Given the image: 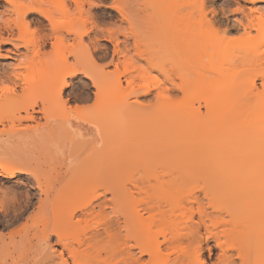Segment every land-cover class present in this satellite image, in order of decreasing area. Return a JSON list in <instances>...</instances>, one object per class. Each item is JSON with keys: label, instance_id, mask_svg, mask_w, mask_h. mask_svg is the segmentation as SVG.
<instances>
[{"label": "bare ground", "instance_id": "bare-ground-1", "mask_svg": "<svg viewBox=\"0 0 264 264\" xmlns=\"http://www.w3.org/2000/svg\"><path fill=\"white\" fill-rule=\"evenodd\" d=\"M246 1L252 4L264 3V0ZM1 2L6 4V10L4 14L0 15V28L5 30L8 33L7 36L9 35L10 37L4 38L5 36L0 35V52L2 45H12L17 50L20 48L24 49V52L19 54L21 56L18 55L21 60L18 59L19 61L17 62L19 63L15 65L16 68L12 71L13 73H9L12 75L10 80H14V83L8 80L9 75L6 80L14 85V87H12L13 85L9 87L14 89L10 94H14L15 97L19 87V89L23 90L22 96H18L20 99L18 98L17 101L20 104L21 113H24L25 116L19 115L18 117V115L14 114L15 112H12L14 111V102L16 100L13 101V104L10 100L11 98L9 99L11 105L8 104L9 102L6 107L3 105L8 108V111L3 106L0 107V116L2 115L0 117L2 120H0L4 122L6 118L5 121L9 123L8 129L6 128V130L4 127L3 129L10 133L6 136H0V170L11 174L6 179H14L19 176L24 177L29 182L31 181L38 192L36 194L41 198L39 202L34 203L36 194L27 193L22 195L24 197H22L23 201L18 206H15L16 204L13 205L15 206L13 208L14 216L10 224H15L17 220L21 222V218L27 217L25 212H27V215L30 213L29 209L37 210L32 225L33 228L36 226L40 227L38 232L41 231L43 234V237L34 243L31 240L25 242L23 240L24 244L22 245L21 242L15 241L12 244V248L19 253L12 263L50 264L54 259L50 247H57L60 251L67 253L66 258L72 260L74 264H130L131 261L136 259L133 253L137 251L141 252V259L147 256L152 261V264H192V262L195 264L197 258L203 259L204 253L208 252L209 249L218 254L217 258L222 264H235L236 261H239L240 264H264V156H244L242 149L236 150L237 152H230L225 146L224 137L225 127H264V113L262 109V113L259 110L260 112H251L252 114L249 115L250 111L247 107L245 108L246 110L241 108L235 114L237 115L235 122H227L229 112L225 110L227 93L223 83L224 74L220 68L221 66L218 68L220 64H217L218 66L214 65L221 58L219 56L221 45L218 41V35L213 34L214 37H212L210 35L212 33L209 32L214 30L215 23L207 18V0L112 1L114 2L111 5L112 9L119 13L123 22L127 21L131 26L133 23L130 20L133 17L136 19L133 20L138 22V24L139 21L145 20L146 23H144L145 21L141 23H144L142 25H146L148 28H150L148 24H151V22L155 21L154 25L156 21L164 22L168 18L172 20L175 18V21L168 19V22L169 25L171 24L170 21L174 22L175 28L179 27L177 28V34L176 31L172 33L176 35H171L174 38L172 37L173 41H170L177 47L172 45L174 47L172 48L168 41L160 44L158 43L160 40H157L155 43H158V46L161 45V48L156 45L159 51L155 48L154 52L153 46L152 54L162 51L160 49H166L168 45L171 47V49L167 47L169 51L178 49L175 51H178L181 57L185 55V59L193 54L192 57L196 58L194 61L199 62V66L202 64L200 69L207 71L209 66L215 67L214 73L216 75L214 80L208 81V87L205 90L201 88L204 79L200 73H198L200 74L198 76L202 79H199V84L195 87H191V85L186 83L177 85L176 82H169L170 87H168L164 95L157 93L155 95L156 101H160L156 102V104H159V107L161 106L155 113L152 111L153 105L150 106L151 104L148 105L150 106L149 108L147 105L145 107L144 105L141 106L136 101V105L130 106L127 105L129 102L121 100L123 98L118 99L117 102L122 101L121 103L124 102V104L126 102L125 105L130 106L128 110H131L132 107L136 108V110L138 109V112H141V116H145L147 110L150 109L146 116L150 120L154 119V124H157V126L155 125L156 127L152 125L153 129L151 127L149 129L152 131L150 133L154 138L152 139L154 142L152 141L149 144V148L147 147L148 144L144 143L146 150L144 149L145 153L142 151L146 154L151 150L150 153H153V155L150 156V153H148L149 156H143L144 154L140 153L143 150L141 148L143 143L142 146L136 143L139 148L131 143L135 150L138 151L139 149L140 151H138V154L137 151V153L134 152V148H132L134 153L131 149L127 150H131V154L139 155L133 157L134 155L132 154L134 159L130 155L128 162L126 160H114L112 158L114 153L111 156L113 145L111 142L114 138L111 132L115 130V136L119 130H123L118 127H112V125L114 126L117 123L116 120L121 121L120 118L123 115L121 112V116H119L120 114L118 115L119 118H114L120 109L118 112L115 111L116 114H113V108L109 107V105L113 104L112 106H114L117 104L113 98L116 91H118L117 89H119L117 84L112 82L110 77L100 75L98 76L99 88L95 89L96 92L94 93L96 96L97 92H99L97 100L103 104L102 109L106 110V112L102 110L104 117L107 118L105 120L108 123L111 121L114 123H109L110 127H103L97 117L96 119L91 117L89 114L91 111L87 112L89 109L87 110V108L82 106L73 108L69 104L70 100L65 99V92L73 86L72 82L74 80H78L79 77L89 79V77L83 75V72L88 70L89 64L86 54L83 53L77 64L66 63L65 61L72 60V56L69 54L74 51L72 48L64 47L67 35L62 34V28L58 23L53 25L40 12L34 11L35 8H41L43 11L52 12L53 10L47 7L52 0H10V2L9 0H0ZM65 2L70 5L78 2L81 7H86L85 17L89 22L85 27L87 35L95 37L92 42V47L95 48L97 44H100V37L104 40L107 35H104L105 33L100 35V32H96L97 28L93 20L92 13L99 7V2L97 0H65ZM128 5H130V8L136 7L133 10V12L135 11L133 17L130 14L128 15L129 12L126 11L128 10V8L126 9ZM131 5L133 6L131 7ZM137 7L139 8L137 9ZM213 10L214 15L218 14L215 9ZM259 10L256 9V12L259 13ZM137 11L141 18L142 15L140 14H144V19H137ZM222 12V20H224L227 30L232 29L233 25H242V22L239 21L238 23V21L230 20L229 17H226L224 10ZM249 12L251 13L250 15ZM249 12L246 14L245 11L242 14L249 20L251 26L255 22H260L252 17L253 9ZM17 18H19V27ZM32 24L36 26L34 33L30 31V25ZM153 25L151 24V28ZM131 28L133 29V27ZM21 29L25 37L23 40L18 39L21 35ZM217 31L214 30L213 33ZM16 34L17 37H15ZM53 36H59L56 49L51 48ZM107 36L111 39L115 35L109 33ZM17 41L19 44H17ZM263 42L264 34H261L257 44L260 45ZM37 48L40 51L39 56L35 54ZM254 50L255 55L256 49L254 48ZM209 51L211 52L209 53ZM158 52L157 54L160 56L158 60H160L163 56H161V52ZM255 56V61L259 62L256 63L257 65L264 64V57L259 54ZM184 58L183 62H185ZM155 59L157 60V58ZM156 60L153 61L155 62L154 64L149 63L153 67L155 66L157 70H161L162 72L160 73L164 72L163 75L170 79L171 74L166 76L167 71H164L167 63L161 64L162 59L160 62ZM188 60L190 61V58ZM186 63H184V67L179 65V71L182 70L179 73L184 74H181L180 78L182 77L184 82L188 81L185 79H188L193 74L190 70L194 71L190 69L189 63L187 69ZM36 66L39 67L40 78H43V83L40 82V85L34 88L36 84L34 85L35 80L31 70ZM184 71L188 72L184 73ZM176 72L178 73V71ZM260 72L259 75L261 74ZM167 73L169 74V71ZM186 73L191 74L188 76ZM25 75L30 76L29 79H32V84L28 85L27 80L24 79ZM261 77L264 82L263 71ZM173 80L175 81V79ZM29 86L38 89L35 91L37 96L35 94L30 95L35 98H42L39 104H44L43 109L40 106L41 110L36 111L37 102H28V99H30L27 98L30 96L27 94ZM44 88L46 89L45 99H43L45 95L37 94V92L40 94V91L44 90ZM5 89L3 88L2 91ZM177 91H182L187 97L193 95L192 106L182 110L177 108L180 111L174 112L177 105H175L176 102L173 99H175L174 93ZM140 92L145 95L152 93V91ZM111 93L114 94L112 97ZM2 95L5 96V94ZM14 95L12 96L14 97ZM2 99L1 101L3 102L4 98ZM2 102L0 103L3 104ZM51 102L54 103V106L51 105ZM195 102L198 103V108L194 106ZM45 103L50 105V108L46 109ZM56 103L63 105L65 108L61 111L52 112L54 107L57 106ZM162 103L166 104V108L161 105ZM203 103L208 109V117L203 116L201 113L200 108ZM9 105L10 108L8 107ZM2 108L5 112L1 110ZM163 108L169 110L165 111ZM129 112L132 114L133 111ZM10 113L12 115L11 118ZM39 113L46 118L47 126L53 125V127L41 126L40 123H37V126L33 125V123L38 122L39 116L37 114ZM139 113L136 112L135 114L138 115ZM135 114L134 116L136 117ZM154 114L157 117H153ZM145 117L143 120L147 122L149 119L148 117L145 119ZM59 120L67 124L66 131L63 126L61 127V129L64 128V131H62L65 134L58 130L61 125L58 122ZM5 124L7 125L6 122ZM180 127H192V129L196 127L194 130L197 133L193 131V134H198V142L189 138L193 134L191 133V136H188L189 133L186 134L188 130L185 133L183 131V134H181ZM184 134L188 136L189 141L193 140L195 144L192 141L190 143L186 140L187 138L184 139ZM247 136L246 134L242 137L246 140ZM131 144L130 147H132ZM192 144L194 145L192 146ZM116 146L118 147L119 145ZM117 147L114 148L118 149L119 147ZM122 150L124 152V149ZM84 154H87V157L84 156L82 158ZM117 156L122 159L121 155ZM52 169H59L63 172L50 175L49 173ZM70 174L72 175L69 176ZM67 188L69 192L66 191ZM72 188V191L75 189L72 195H76L74 196L75 199L70 196ZM101 188L109 196L107 200L97 195L98 190ZM65 191L67 196H65ZM56 192V198L52 200L51 196ZM68 196L72 199H66ZM12 197L14 196L12 195ZM63 198L65 199L63 200ZM15 200L16 198H14ZM17 200L20 199L18 198ZM72 200H76L75 207H72L74 204ZM70 201L73 203H70ZM63 206L66 209L69 208V210H66ZM82 213L83 216L81 215ZM109 213H111V217L108 216ZM197 217H199V220H197ZM96 218L104 219L108 223L115 219V225L111 230L102 232L101 228L103 225L100 227L92 226L93 220ZM74 221L79 222L76 223ZM25 223L26 221L19 229L24 227ZM19 229L17 228L16 231L12 232V238ZM1 230L3 232V229ZM52 238L60 241V243L53 241L54 243L51 244ZM158 238H162L164 243H157ZM129 239H134L140 247L138 249H128L126 244ZM8 246L6 239L0 236V264H6L3 260V254L8 250ZM219 253H223V255H219ZM208 259H212L211 254H208Z\"/></svg>", "mask_w": 264, "mask_h": 264}, {"label": "rangeland", "instance_id": "rangeland-1", "mask_svg": "<svg viewBox=\"0 0 264 264\" xmlns=\"http://www.w3.org/2000/svg\"><path fill=\"white\" fill-rule=\"evenodd\" d=\"M112 1H114V0H97V2H99V7L98 8H96L94 11H93V17L95 18H93V20H94V22H95V26H96V28H98L101 24H103V26L104 27H106V28H111V30L110 31H108V32H104V31H96L97 33H99L100 32V35L103 33H105L104 35H108L109 33H112V34H114L115 36L114 37H119L120 38V41H121V47H122V50L123 51H127L129 48H131L133 51H137V52H139V54H140V56L142 57V58H144V60H145V62L146 63H149V62H151V63H155V62H153L154 60H156L155 58H157V60H158V57H160V56H158V54H157V52L159 51V49L157 48V46H158V43H167V41H168V43L169 44H171L170 46H174V47H177V45H175L174 43H171L170 41L172 40L173 41V39H171L173 36H175L176 34H177V28H179V27H176L175 28V23L174 22H171L170 20H172V19H170V18H168V19H170L169 21H170V25H169V22H168V19H166L165 21L167 22H163V21H161V22H157L156 21V23L153 25V23L155 22H151V24L153 25V27L151 28V24H148L149 26H150V28H148L146 25V27L145 26H143L144 25V23H146V21L144 22L143 20V22L144 23H141L139 20L140 19H144V17H143V15L144 14H142L141 12H139V13H141L140 15H142V18L139 16V14H138V11H137V14H138V17H137V19L138 18H140L139 20H137V21H139V24H138V22H136V21H134V20H136V19H134V15L133 14H135L134 12H133V10H134V7L136 6L135 4H133V5H135L133 8H130V5H128V7H126V9L128 8V10H126L127 12H129L128 13V15L130 14V16H132L133 17V19L132 20H130L133 24H132V26L131 25H129L128 23H127V21H124L123 22V19H121V16L119 15V13L117 12V11H115V10H113L112 9V4L114 3V2H112ZM116 1V0H115ZM248 1H250V0H248ZM133 5H131V7L133 6ZM207 8H208V14H207V18H208V20H211L212 22H214L215 24H214V30L215 31H217L218 32V34H217V32H215V33H213V31L214 30H211V31H209V32H211L212 34H210V35H212V37H214L213 36V34H215L216 36L218 35V41H219V43H220V45H221V52L219 51V56L221 57L220 58V60L219 61H216V62H218V63H216L215 62V64L214 65H217L218 66V68L220 67L222 70H223V74L225 75H223V79H224V81H223V83H224V86H225V90H226V103H225V110L227 111V112H229V114H228V117H227V122H235V120H236V118H237V115H235V114H237V112L239 111V109H241V108H243V109H245L246 107L248 108V110L250 111L249 112V115L250 114H252L253 112H260L262 109V111H263V113H264V82H263V79H262V77H261V74H262V71L264 72V64H262V65H257L256 63H259V62H257V61H255V55H261L262 57H264V46H262V44H264V42L262 43V44H260V45H258L257 44V40H258V38H259V36L261 35V34H264V33H257L256 34V39H254V40H248L247 39V35L248 34H250V33H252L253 32V30H254V28H256V27H259L260 26V22H255L252 26L250 25V23H249V20L246 18V17H244L243 16V14L242 13H235V11H233V9H234V7H236V6H239V7H241V8H243V9H245L246 10V14L251 10V9H253V7H255V10L256 9H261V8H264V3H255V4H252V3H250V2H248L247 3V1L245 2V0H207ZM136 8V7H135ZM139 7H137V9H138ZM137 9H135V10H137ZM213 9H215L217 12H218V14L216 13V15H214L213 14V12H214V10ZM5 10H6V4L4 3V2H1L0 3V15H2V14H4V12H5ZM132 12H130V11ZM225 11L226 12V17H229V19L230 20H235V21H238V23H239V21L240 22H242V25H233V28L232 29H228L227 30V26L225 25V23H224V20H222L223 18V16H222V11ZM213 11V12H212ZM132 14V15H131ZM242 14V15H241ZM251 13L249 12V15H250ZM258 14V13H257ZM214 16H216V17H214ZM252 17H253V14H252ZM136 18V17H135ZM171 18H173V17H171ZM254 18V17H253ZM129 19H130V17H129ZM174 20H172V21H175V18H173ZM157 20V19H156ZM160 20V19H159ZM130 23V22H129ZM174 23V24H173ZM128 24V25H127ZM137 24H138V26H137ZM143 24V25H142ZM224 24V25H223ZM237 24V23H236ZM33 25V26H32ZM32 25H30V31H32L33 32V30L35 31L36 30V26L34 25V24H32ZM142 25V26H141ZM98 26V27H97ZM133 27V29L131 28V27ZM171 26V27H170ZM243 26H244V28H243ZM247 26V27H246ZM255 26V27H254ZM250 27H252L251 29H250ZM89 28H90V26H89ZM244 29H247V32L246 33H244V36H245V38L243 39V40H240V41H234L233 40V38L234 37H238V36H240L241 35V33H242V31L244 30ZM3 30V29H2ZM1 30V28H0V35H2L4 38H8V37H10L9 35L7 36V32L5 31V30H3L2 31ZM176 31V34H172L173 32H175ZM4 32V33H3ZM2 33V34H1ZM16 33H18V32H16ZM132 34H133V36H136V37H134L133 38V36H132ZM135 34V35H134ZM171 35H173L172 37H171ZM7 36V37H6ZM126 36H128V37H126ZM130 36V37H129ZM132 36V37H131ZM15 37H17V34L15 35ZM137 37H138V39H137ZM136 38V39H135ZM174 38V37H173ZM163 39H165V40H163ZM157 40H163L162 42H158V43H155V41L157 42ZM165 41V42H164ZM99 42H100V44H105V43H107L106 41H104V40H102V38L100 37V39H99ZM131 42V43H130ZM17 44H19L18 43V41H17ZM155 44V45H154ZM157 45V46H156ZM153 46H154V52H155V50L157 49L158 51L156 52V53H153L152 54V51H153ZM164 46H166V45H164ZM163 46V47H164ZM170 46H168L167 45V47H170ZM172 46V48H174ZM158 47H160L161 48V45L160 46H158ZM167 47H166V49H160V50H162V51H164V52H162V51H160L161 52V56H163V57H161V59H162V62H161V64L162 63H167L166 65H165V69H164V71L166 72H168L169 71V74L166 72V76L167 75H170L169 77H170V79L168 78V77H166L168 80H167V82H170V83H177V85H180L181 83H186V84H188V85H191V87L192 86H197L198 84H199V79H202L200 76H198V75H200V74H202L203 75V79H204V81H202L203 82V84L201 85V88H202V90H205L206 89V87H208L207 85H208V81L209 80H214L215 78H216V75H215V73H214V68L215 67H212V66H209L208 68H207V71H205L204 69H200L201 68V65L199 66V62H197V61H194L195 59L192 57L193 56V54H192V58L191 57H187L186 59L184 58V56H180L181 54H179L178 53V51H175V50H178V49H173L172 51L170 50L169 51V49H167ZM156 48V49H155ZM254 48L256 49V54L254 55V53H255V50H254ZM258 48V49H257ZM21 49V50H20ZM20 49H18L17 50V48H14V46H12V45H2L1 46V57H0V84L1 83H3V84H1L0 86H1V88H0V102H2L1 100H3L2 98H4V101L2 102L3 104H1L0 105V107H2L3 105L6 107V105H7V103L9 102V99L12 101V103H13V101L14 100H16L13 104H14V108H13V106H11L12 108H13V110L14 111H12L16 116L18 115V117H19V115L20 116H25V114L24 113H21V111H20V104H19V102L17 101V99L19 98L18 96H22V89H19L18 88V91H17V95H16V97H15V95L14 94H10L11 93V91H7L6 89L7 88H12V87H14V85L12 84V82L14 81H12V80H10L11 79V76L12 75H10L9 73H13L12 71L16 68V64H18L19 62H17V61H19L18 59H20L21 60V57H19V56H21V55H19V54H22V52H24L23 50V48H20ZM49 49H50V47H49ZM170 49H171V47H170ZM254 50V51H253ZM166 51H168V52H166ZM160 52H158V53H160ZM177 52V53H176ZM211 51H209V53H210ZM257 52H258V54H257ZM8 53H10V54H8ZM182 53V52H181ZM156 54H157V56H156ZM183 54V53H182ZM218 54V53H217ZM19 55V56H18ZM153 57H152V56ZM154 60H153V59ZM164 58V59H163ZM183 58H184V61L185 62H183ZM188 58H190V61L188 60ZM151 59V60H150ZM160 59V58H159ZM161 59L160 60H158L159 62L161 61ZM149 60V61H148ZM156 60V61H157ZM163 60H166V61H164L163 62ZM187 60V61H186ZM255 61V62H254ZM187 62V63H186ZM193 62V63H192ZM184 63H186V68L188 69V63H189V65H190V69H193L194 71H197V72H194V71H192V70H190V72H192L193 74L190 76L189 74H191V73H186V74H188V76H190L188 79H185V80H188V81H185L184 82V79H182V77L180 78V76H181V74L182 75H184L183 73H179V72H182V70H180L179 71V65L182 67H184ZM191 63H192V65H191ZM199 63V64H198ZM196 64V65H195ZM198 64V65H197ZM195 65V66H194ZM211 65H213V64H211ZM163 66H164V64H163ZM167 66V67H166ZM155 67V66H154ZM153 67V71H159V70H157L156 69V67L154 68ZM195 67V68H194ZM196 67H197V70H196ZM167 68H169L168 70H167ZM156 69V70H155ZM173 69V70H172ZM182 69V68H181ZM185 69V68H184ZM210 69V70H209ZM6 70V71H5ZM178 71V73L176 72V71ZM32 75H33V77H31V78H33L34 80H35V82H34V85H35V87L34 88H36V86L38 87L39 85H40V82H42L43 83V78L41 79L40 78V73L41 72H39V67H34L32 70ZM41 71V70H40ZM261 71V72H260ZM159 72H162L161 70L159 71ZM185 72H188V71H184V73ZM259 72L261 73L260 75H259ZM6 73H7V75H6ZM30 73V72H29ZM164 73V72H163ZM163 73H161L162 75H163ZM175 73V74H174ZM198 73H200V74H198ZM3 75H5V76H3ZM10 77H9V76ZM201 75V76H202ZM7 76L9 77L8 78V80H10V81H12L11 83H9V81L8 80H6V78H7ZM164 76V75H163ZM173 76H175V77H173ZM30 77V76H29ZM80 79H82L81 77H79ZM78 78V80L76 79V80H74L73 82H72V84H73V86H71V88H69V90L67 91L66 90V92H65V99H68V95L70 94V96L73 98V99H81V96H82V101H81V106L82 107H85V108H87V110L89 109V111H87V112H90L89 114H90V116L91 117H93L94 119H96V117L100 120V124H102V126L103 127H110V124L109 123H113L111 120V122H109L108 123V121H106L107 120V118H105L104 117V113H103V109H102V107H103V104L100 102V101H98V100H93L92 101V104L89 106L88 104H87V101L86 100H88L87 98H88V96L87 95H85V93L88 91V89H89V87H90V85L88 84V80L87 79H82L81 81H80V79ZM12 79H13V77H12ZM173 79H175V81L173 80ZM2 80V81H1ZM4 80H5V82H4ZM32 80V79H31ZM30 79L29 80H27V82H28V85L29 84H32L33 82L31 81ZM7 81V82H6ZM172 81V82H171ZM32 82V83H31ZM112 82H114L113 80H112ZM14 83V82H13ZM85 83V84H84ZM190 83V84H189ZM253 83H255V84H253ZM82 84H84V85H82ZM88 84V85H87ZM12 86V87H9V86ZM85 85H87L86 87H84ZM253 85H255V86H253ZM8 86V87H7ZM5 89V87H6V91L5 90H3L2 91V89L3 88ZM72 87H74V88H72ZM82 87V88H81ZM115 87V86H114ZM170 87V86H169ZM253 87V88H252ZM33 87H31V86H29V91L27 92V94H28V96L30 95V94H32V95H34L35 94V96H37L36 95V93H35V91H37L38 89H34ZM119 88V87H118ZM256 88V89H255ZM13 89V88H12ZM16 89H17V87H16ZM86 89V91H84ZM113 89V88H112ZM120 89V88H119ZM119 89H117L118 91H116V94H115V96L113 97L114 99H115V102L117 103V104H115L114 106H110L109 105V107H111V108H113V114H116V112L115 111H117L118 112V110H119V112L115 115V117H114V115H113V117L114 118H116L117 119V117L119 118V116H121V114H123L122 116H121V121L120 120H116V124L113 126L112 125V127H118L119 129H123V130H119L118 131V128H117V133H116V135L114 136V133H115V130H114V132H111V135H113V141L111 142V143H113V145H112V148H111V156H112V154H113V156H112V158L115 160H117V161H123V160H126L127 162L130 160L129 158H130V155H131V157H132V154L134 153V152H136L137 150H135V148L133 147V145H135V147H138V146H136V143L137 144H141V146H142V143H143V146L141 147L143 150H139L138 149V151H140V153L142 152V151H144V153H145V150H146V147H144L145 145H144V143L146 144H148V148H149V144H151L152 143V141L154 142V140H152V139H154L153 138V136L151 135V133H152V131H150L149 129H153V127H152V125H154V127H156L157 126V124H154V119L151 117V119H153V120H150V118L148 117V116H146V115H148L147 113H148V110H150V109H148L147 110V112L145 113L146 115V117L145 116H141L140 115V113L138 112L139 110L137 109L136 110V108H131V110H128L129 108L128 107H130V106H133V104H135L136 105V101H137V103L139 102V104L141 105V106H143L144 105V107L147 105H150V106H152L153 105V108H152V111H153V113H155V111H157L160 107H159V104H156V102H160V101H156V99L157 98H155L156 96V91L154 90H152V93L151 94H149V95H145V94H143V92H140L139 90L137 91V92H135V93H133V94H129V93H127V92H125L124 90H119ZM19 90H20V92H19ZM41 90V89H40ZM45 91H46V89L44 88V90H41L40 91V94H39V92H37V94L38 95H45ZM82 91V92H81ZM84 91V92H83ZM7 92V93H6ZM19 92V93H18ZM41 92H44V93H41ZM96 92V90H93L92 92H91V95L93 96V97H95V93ZM9 93V94H8ZM83 93V94H82ZM112 93H114L113 91H112ZM111 93V97L114 95V94H112ZM2 94H5V96L4 95H2ZM8 94V95H7ZM21 94V95H20ZM26 94V93H25ZM175 94V99H173L175 102H173V103H175V105H177V107H176V110L174 111V112H177V110H182V109H184V108H186V107H188V106H192V98H193V95H191L190 97H187L182 91H177L176 93H174ZM173 94V95H174ZM12 95H14V97L12 96ZM8 96V97H7ZM11 96V97H10ZM68 96V97H67ZM34 96H29V97H27V98H30V99H28V102H30V103H36L38 106L35 108V110L36 111H39V110H41V108H40V106H42V109H43V105L44 104H39L40 103V99H42L40 96V99L39 98H33ZM45 97H46V95L44 96V98L43 99H45ZM84 97H86V98H84ZM15 98V99H14ZM86 99V100H84V99ZM120 98H123V99H121V100H123V101H127V105H130V106H126L125 104H126V102H125V104H124V102L123 103H121L120 101H118L117 102V100L118 99H120ZM7 101H6V100ZM20 99V98H19ZM32 99V100H31ZM30 100V101H29ZM39 100V101H38ZM111 100H113V99H111ZM159 100V99H158ZM36 101V102H35ZM85 101V102H84ZM53 102V101H52ZM51 102V105H53L54 103H52ZM54 102H56V101H54ZM153 104H152V103ZM259 102V103H258ZM41 103H42V101H41ZM86 105H85V104ZM119 103V104H118ZM149 103V104H148ZM8 104H10V102L8 103ZM12 104V105H13ZM46 104V103H45ZM50 104V103H49ZM69 104H71V100L69 101ZM122 104H124V105H122ZM11 105V104H10ZM10 105L8 106L9 108H10ZM48 104H46L45 106V108L47 109V108H50V105H48ZM56 105L57 106H55L54 107V110H52V112L53 111H61V110H63L65 107L63 106V105H61V104H57L56 103ZM89 107H88V106ZM162 106L164 105V107L166 108V104H164V103H162L161 104ZM258 105V106H257ZM3 106V107H4ZM54 106V105H53ZM69 106V105H68ZM105 106V105H104ZM119 106V107H118ZM138 106V105H137ZM140 106V107H141ZM150 106H148L149 108H150ZM194 106L195 107H199V105H198V103L197 102H195L194 103ZM243 106V107H242ZM258 108H257V107ZM262 106V107H261ZM4 107V109H7V111H8V108H5ZM108 109H111V108H109L108 106H106ZM106 107H105V109H106ZM172 107H174V106H172ZM51 108H53V107H51ZM147 108V107H146ZM165 108H163V109H165ZM169 108V107H168ZM175 108V107H174ZM177 108H179V109H177ZM249 108H251V109H249ZM124 109H125V111H124ZM133 109V110H132ZM170 109V108H169ZM168 109V110H169ZM173 109V108H172ZM1 110H3V108L1 109ZM10 110V109H9ZM103 110V111H102ZM112 110V109H111ZM111 110H109V111H111ZM137 113H139L138 115H140L139 117H138V115L137 114H135L136 112ZM162 110V109H161ZM167 109H165V111H168ZM179 110V111H180ZM200 110H201V113H202V115L203 116H207V114H208V109L206 108V105H205V103H203L202 104V106H201V108H200ZM230 110H232V111H230ZM246 110V109H245ZM258 110V111H257ZM260 110V111H259ZM4 111V110H3ZM108 111V110H107ZM108 111V112H109ZM128 111V112H127ZM129 111H133L134 112V114L136 115V117H138V118H136L135 116H134V114H133V112H132V114H131V112H129ZM151 111V112H152ZM262 111L260 112V113H262ZM5 112V111H4ZM48 112H50V111H48ZM104 112H106V110L104 111ZM107 112V113H108ZM112 112V111H111ZM120 112H121V114H120ZM125 114H124V113ZM161 112V111H160ZM162 112H164V110H162ZM161 112V113H162ZM252 112V113H251ZM1 113V112H0ZM8 113V112H7ZM12 113V114H13ZM158 113V112H157ZM156 113V114H157ZM3 114V113H2ZM9 114V113H8ZM112 114V113H111ZM111 114H110V116H111ZM120 114V115H119ZM129 114V115H128ZM158 114H160V113H158ZM4 115V114H3ZM6 115V114H5ZM10 115H11V113H10ZM9 115V116H10ZM39 117H38V122H36V123H33V125L35 124L36 126H37V123H40V125L41 126H47V121H46V118H44L43 117V115L42 114H37ZM119 115V116H118ZM126 117H125V116ZM152 115V114H151ZM2 116V115H1ZM0 116V117H1ZM8 116V115H7ZM108 116V115H107ZM129 116H133V117H129ZM4 117H6V116H4ZM4 117H3V120H4ZM12 117V115L10 116V118ZM43 117V118H42ZM144 117H145V119H147V117H148V119L150 120V122H149V120H147V122H145V120H143L144 119ZM153 117H157V115H153ZM208 117V116H207ZM9 118V119H10ZM40 118V119H39ZM113 118V119H114ZM132 118H134V119H132ZM1 119V118H0ZM9 119H7V120H9ZM106 119V120H105ZM112 119V120H113ZM252 119V118H251ZM2 120V119H1ZM0 120V136H2V135H4V136H6V135H9L10 133H8L6 130L8 129V122L7 121H5L6 120V118H5V120H4V122L3 121H1ZM41 120V121H40ZM45 120V121H44ZM143 120V121H142ZM115 121V120H114ZM142 123H141V122ZM5 122L7 123V125L5 124ZM41 122H42V124H41ZM61 125H60V127L58 128V130H60V131H62L64 128H65V131H66V127H67V124L66 123H64L62 120H59L58 121ZM140 122V123H139ZM147 123V124H146ZM151 123V125H149ZM3 124H4V126H3ZM114 124V123H113ZM147 125V128H146V125ZM7 127H6V126ZM19 125V124H18ZM22 125H23V123H22ZM24 125H25V123H24ZM39 125V124H38ZM143 125V126H142ZM145 125V126H144ZM156 125V126H155ZM64 127L63 129H61V127ZM3 127L6 129H3ZM48 128H50V127H53V125H48L47 126ZM144 127V128H143ZM151 127V128H150ZM146 128V129H145ZM192 129V127H180V129H181V134H183L182 132L184 131V133L186 132V130H188V132H186V134L187 133H189L188 134V136H191L190 134L192 133L193 134V131H195L194 133H197L196 132V130H194V128L196 129V127H193V129H192V131H191V129ZM135 129H137V130H135ZM133 130V131H132ZM135 130V131H134ZM140 130V131H139ZM191 132H190V131ZM198 130V129H197ZM64 131V130H63ZM62 131V132H63ZM113 131V130H112ZM140 132V134H138V133ZM151 132V133H150ZM180 132V131H179ZM133 133V134H132ZM138 135H137V134ZM144 133V134H143ZM255 133H258V134H255ZM63 134H65L64 132H63ZM248 135L247 137L248 138H246V140H244V138L242 137L243 135ZM198 134H193L191 137H189L190 139H193V140H196V142H198L197 140V136ZM143 136V137H142ZM184 136H185V134H184ZM188 136H185L184 137V139H186V140H188ZM134 137V138H133ZM224 137H225V146H226V148H227V150L228 151H230V152H235L236 150L238 151V149H242V154L244 155V156H252V155H258V156H264V127H225V131H224ZM134 139V143H133V139ZM183 138V137H182ZM115 139V140H114ZM128 139H129V141H128ZM136 139V140H135ZM148 139H149V142H148ZM184 139H181V140H184ZM189 139V140H190ZM139 140V141H138ZM141 140V141H140ZM144 140V141H143ZM185 140V141H186ZM188 140V141H189ZM193 140H191L192 142H193ZM143 141V142H142ZM191 141H189L190 143H191ZM188 142V143H189ZM133 145H132V144ZM187 143V142H186ZM194 143V142H193ZM114 144H115V146H114ZM130 144H131V146L132 147H130ZM195 144V143H194ZM194 144H192V146L194 145ZM116 145H119L118 147L116 146ZM191 145V144H190ZM128 146H129V148H128ZM140 146V145H139ZM197 146H198V143H197ZM114 147H117L118 149H120V150H122V149H124V152H123V150L121 151L122 153H123V155H122V153L120 152V150H118V149H116V148H114ZM152 147V146H151ZM113 148H114V150H113ZM122 148V149H121ZM132 148H134V152H133V149ZM139 148V147H138ZM140 148V149H141ZM153 148V147H152ZM151 148V149H152ZM129 149H131L132 150V154L130 153L131 152V150L130 151H127V150H129ZM137 149V148H136ZM145 149V150H144ZM116 150V151H115ZM148 150V149H147ZM119 151V152H118ZM137 151V152H138ZM236 151V152H237ZM136 152V153H137ZM147 152V151H146ZM150 152H151V150H150ZM150 152H147L146 154H144L143 152L141 153V154H144L143 156H145V155H148V153H150ZM152 152H153V150H152ZM121 153V154H120ZM129 153V154H128ZM138 154H139V152H138ZM138 154H136V155H134L133 157H135V156H139ZM116 155V156H115ZM117 155H121L122 156V159H121V157H119V156H117ZM151 155H153V153L151 154L150 153V156ZM84 156L85 157H87V154H84L83 156H82V158H84ZM142 156V155H141ZM149 156V155H148ZM123 157H124V159H123ZM129 157V158H128ZM132 157V158H133ZM121 159V160H120ZM134 159V158H133ZM127 162H125V163H127ZM124 163V162H123ZM54 172V173H53ZM63 171H60L59 169H52L51 171H50V175H53V174H57V173H62ZM72 174H70L69 176H71ZM23 179H22V182L21 181H19V180H17L14 184H12V185H5V187L6 188H8V192L10 191V193H12V192H14L12 195L14 196L13 198H16V200L19 198L20 200H15L16 201V203H15V201H14V204H16L15 206H18L22 201H23V196L22 195H25V194H31V195H35L36 193H38L37 192V190H35V188H34V186H33V183H31V181L29 182V180H27V179H25L24 177H22ZM6 179V178H5ZM30 183V184H29ZM72 187H74L75 188V186L74 185H72ZM70 189V188H69ZM11 190H12V192H11ZM73 190V188L71 189V195L70 194H68V195H70V196H72L74 193V191H75V189H74V191H72ZM31 191V192H30ZM64 191V190H63ZM62 191V192H63ZM66 191H68V188L66 189ZM66 191H65V193H66ZM69 192V191H68ZM20 193V194H19ZM15 194V195H14ZM56 194H57V192L56 193H53L52 194V196H51V198H52V200H54L55 198H56ZM77 194V193H76ZM37 196L35 197V199H34V203H36V202H39L40 201V197H39V195L38 194H36ZM15 196H17V197H15ZM65 196H67V193L65 194ZM74 196H76V195H74ZM74 196H72V197H74ZM21 197V198H20ZM23 197V198H22ZM39 197V198H38ZM70 197L68 196V197H66V199H68V200H71L72 198H70ZM65 198H63V200H64ZM73 199H75V197L73 198ZM72 201H74V200H72ZM76 201V200H75ZM74 201V204H73V206L72 207H75L74 205L76 204V202ZM65 202H67V201H65ZM69 203V202H68ZM70 203H73V202H71L70 201ZM65 204H67V203H65ZM15 206H13V208L15 207ZM68 206V205H67ZM66 206V207H67ZM70 206V207H71ZM63 208H65L64 206H63ZM66 209V208H65ZM65 209H64V211H65ZM68 210H69V208H67ZM66 209V210H67ZM37 213V210H31L30 211V213L28 214L31 218L29 219L28 217V215H27V217H24V219H22L21 220V222H23L24 223V221H26V223H25V225H24V227H22V228H20L19 229V227L21 226V222H20V225H18L17 223H15V224H11V226L7 229V231L4 229V228H0V236L1 237H4L5 239H6V241H7V244H9V246H8V250L3 254V260L5 261V263L7 264V263H12V261H14V259H16L17 258V256H18V251L17 252H15L14 250H13V248H12V244L15 242V241H18V242H21L22 243V245L24 244V242L25 241H28V240H31L33 243L34 242H37V241H39V239L40 238H42L43 237V234L41 233V231H39L38 232V230L40 229V227H38V226H36V227H34L33 228V225H32V221H33V219H34V217H35V214ZM27 218V220H25ZM24 220V221H23ZM23 223H22V226H23ZM13 227H15L16 229L18 228L19 230L17 231V232H15L16 233V235L12 238L11 237V235L13 234L12 232H13V230H10V229H13ZM1 229H3V232H2V230ZM16 231V230H15ZM10 232V233H9ZM9 233V234H8ZM12 238V239H11ZM24 240V242H22ZM54 241V238H52V240H51V244L52 243H54L53 242ZM185 245V244H184ZM186 245H188L187 243H186ZM57 248V247H56ZM207 252H205L204 253V257H205V254H206ZM216 253V252H215ZM193 258V257H192ZM208 258V257H207ZM195 259V258H194ZM192 261V260H191ZM193 261H195V260H193ZM189 263V262H188ZM194 262H192V264H193ZM12 264H14V263H12ZM191 264V263H190Z\"/></svg>", "mask_w": 264, "mask_h": 264}, {"label": "snow or ice", "instance_id": "snow-or-ice-1", "mask_svg": "<svg viewBox=\"0 0 264 264\" xmlns=\"http://www.w3.org/2000/svg\"><path fill=\"white\" fill-rule=\"evenodd\" d=\"M47 7L53 11L46 12L41 8H35L34 11L40 12V14L45 16L51 24L54 25L58 23L62 28V34L67 35V40L64 42V47L72 48L74 51L69 54L72 56V60L65 62L77 64L82 53L86 54L87 56L89 68L83 72V75L89 77L87 82L90 87L85 93V95L88 96L87 104L89 106L92 104L93 100H97L99 98V92H97L95 97L91 95V92L99 88L98 76L100 75L110 77L120 89L124 90L130 95L137 92L138 90H155L159 95L165 94L169 87L167 78L159 71H153V65L151 63H146L144 58L140 56L139 52L133 51L131 48H129L127 51H123L119 37H113L109 39V37L106 35L104 40L107 41V43L97 44L95 48L92 47V42L95 37L87 35V29L85 25H87L89 21L85 17V13L87 11L86 7H81L78 2L70 5L66 3L65 0H52V2L47 5ZM233 11L242 13L246 10L236 6L234 7ZM253 17L260 21V26L254 28L253 32L247 35L248 40L256 39L257 33H264V8H261L257 14L255 7H253ZM17 25L19 27V18H17ZM110 30L111 28H106L103 26V24H101L96 29V31L104 32H108ZM246 32L247 29H244L241 35L234 37L233 40H243L245 38L244 33ZM18 39H25L22 29L21 35L18 37ZM58 39L59 36H53L51 43L52 49L57 48ZM262 46H264V44H262ZM35 54L37 56L40 55L38 48L36 49ZM24 79L28 80L29 76L25 75ZM6 90L14 91L12 88H7ZM68 99L71 100V107H81V101L78 98L73 99L71 96H69ZM10 175V173L0 170V201H2L0 202V227L4 228L6 231L11 226L10 222L14 216V198L12 197V194L8 192V189L5 187V185H12L17 180L22 182L23 179L19 176L14 179H5L6 177H10ZM97 195L104 197L105 200L109 198V196L105 194V190L103 188L98 190ZM28 211L31 210L29 209ZM81 215L83 216V213ZM25 216H27V212H25ZM108 216L111 217V213H109ZM28 218L30 219L31 217L29 216ZM197 220H199V217H197ZM74 222L78 223L79 221ZM16 223L19 225L20 221L17 220ZM101 225H103L101 228L102 232L111 230V228L115 225V219H112L111 223H108L101 218H96L93 220V227H100ZM15 230L16 228L13 227V231ZM54 242L60 243V241L56 240L55 238ZM157 243H164V240L162 238H158ZM126 247L128 249H138L140 245L134 239H129L127 241ZM50 251L54 256V259L50 262V264H74L72 260L66 258L67 253L60 251L56 247H50ZM208 254L212 255V259L207 258ZM133 255L136 257V259L131 261L130 264H152V261L147 256L141 259V252L139 251L134 252ZM217 255V253H214L211 249H209L203 259H200L199 257L197 258L195 264H222V262L217 258ZM219 255H223V253H219ZM235 264H240V262L236 261Z\"/></svg>", "mask_w": 264, "mask_h": 264}]
</instances>
